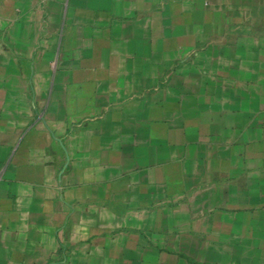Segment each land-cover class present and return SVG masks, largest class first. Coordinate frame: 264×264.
Segmentation results:
<instances>
[{
	"label": "crops",
	"instance_id": "obj_1",
	"mask_svg": "<svg viewBox=\"0 0 264 264\" xmlns=\"http://www.w3.org/2000/svg\"><path fill=\"white\" fill-rule=\"evenodd\" d=\"M0 264H264V0H0Z\"/></svg>",
	"mask_w": 264,
	"mask_h": 264
}]
</instances>
